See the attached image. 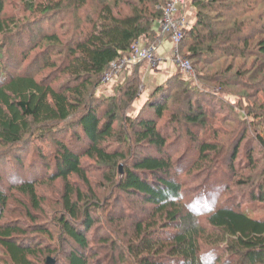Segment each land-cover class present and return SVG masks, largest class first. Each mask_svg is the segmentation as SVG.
<instances>
[{
	"label": "trees",
	"instance_id": "obj_1",
	"mask_svg": "<svg viewBox=\"0 0 264 264\" xmlns=\"http://www.w3.org/2000/svg\"><path fill=\"white\" fill-rule=\"evenodd\" d=\"M167 1L31 3L27 28L19 26L23 23L19 19L0 16V37L13 41L9 46L16 40L23 49L24 43L30 40L31 44L19 62L18 54L8 56L7 63L17 66L11 73L5 72L3 54L10 55L13 48L0 44V146L4 148L0 151V220L14 192L41 210L39 181L64 183L59 210L51 221L42 222L28 212L31 223L0 222V264H45L51 256L55 264H101L98 257L103 249L110 250L109 264H264V217L252 214L248 203L253 202L226 204L219 193L235 183L234 174L242 169L236 161L245 152L248 169L260 168V178L255 183L251 174H242L237 183H252V201L264 205V8L254 13L264 0H251V6L246 4L249 0H191L195 19L179 52L191 61L198 76L179 71L158 83L136 115L122 112L141 95L137 80H128L130 73L116 82V90L126 97L120 105L115 98H99L95 93L112 62L129 53L135 41L148 45L162 38L156 26ZM49 16H54L53 25L46 28ZM15 30V36H10ZM71 30L73 44L63 46L59 32ZM43 45L48 46L28 67L23 60ZM54 50L65 51L59 70L68 79L59 88L52 85L53 78H38L40 69L57 63ZM143 62L124 69L138 71ZM198 81L213 85V91L203 89ZM172 101L177 103L174 110ZM182 102L188 106L185 110L180 108ZM216 104L220 110L240 109L235 114L240 122L230 130L229 148L218 138ZM248 119L256 127L252 138L247 134ZM121 120L125 130L118 134L115 124ZM115 140L117 146L109 148ZM185 140L188 144L181 149ZM251 141L261 146L258 157ZM29 156L32 160L27 162ZM84 158L107 169L104 193L118 191L109 195L105 205L119 201L132 209L129 213H139L127 194L144 206L138 217H131V226L123 224L127 208H113L106 223L119 229L109 232V225L93 233L107 208L94 193ZM38 169L46 172L42 176L46 178L38 179L34 174ZM194 173L199 181L188 188L182 177ZM4 176L10 179L6 186ZM73 176L84 182V188ZM88 189L92 196H86ZM39 235H46L50 244ZM206 255L210 256L206 259Z\"/></svg>",
	"mask_w": 264,
	"mask_h": 264
},
{
	"label": "rangeland",
	"instance_id": "obj_2",
	"mask_svg": "<svg viewBox=\"0 0 264 264\" xmlns=\"http://www.w3.org/2000/svg\"><path fill=\"white\" fill-rule=\"evenodd\" d=\"M46 1L47 0H4L3 1L4 2V9L0 13V16L3 17V18L4 17L5 18L14 17L15 20L19 19V20L23 21V23L20 24L19 26L27 28V26L29 25V20L28 19L30 18L32 20V18H31L32 14H31V12L29 10L30 4L33 3V5L36 6L37 4H40V3H43V2H46ZM168 1H167V4H166L165 7H167ZM250 1L251 0L246 2V4L249 5V6H251ZM263 4H264L263 2H261V4H257L259 7H258V10L255 11L254 13L258 14V12L261 11L264 8ZM195 11H196L195 8L191 4V0H188L187 3L184 6H182V9L178 10L174 14V16H176L177 18L182 17V19H184L185 21L189 20L191 23H193V21L195 19V14H196ZM245 16L246 15L242 16V18L245 17ZM26 17H29V18L26 20ZM24 19L26 20L25 22H24ZM53 19H54V16H49L45 20L46 28L51 23L53 25ZM29 29H30V27H29ZM156 29H157V32H158L159 24L156 26ZM14 32L15 33H12V34H10L11 33L10 32L9 33L10 36H13L14 34H16V30ZM258 37H261V36H258ZM32 38L34 39V36ZM59 38L61 39L63 46H64V44L71 46L73 44L74 33H73L72 30L70 32H66V31L65 32H61L60 31L59 32ZM166 38H168L170 40V42L172 43L173 46L170 45L167 41L163 42L164 49L166 50L165 58L160 57L159 52H157V56H158L157 60L158 61L156 63H154V64H153V62H149L148 60H143L144 62L138 68V71H135L134 68L132 70L128 69V72H126L124 70L118 76H116L113 79L112 82H104L103 81V77H102V83L100 85H98V87L95 89L96 95L99 98H109V97L115 98V102H118L119 105H120L121 104L120 99L123 97L124 100H125L126 97H124L122 92H119L118 90H116V88H118V85H117L116 82L122 81L123 79H125L127 74L130 73L127 78H128V80L131 79V83H134V81L137 80V84H139V91H140L141 95L132 104L131 103H127V106H124L122 112H126L130 116L136 115L137 112L139 111L141 106L145 103V101L147 100V97H148V92H147L148 90L146 88L147 79H144V77H146V76L148 77V74L146 72H150V74H152V78L155 77L156 81L161 83L164 80H167L171 75H173V74H175V73H177L179 71L180 72H184L185 71L183 69L184 66H183L182 62L186 61V60H189V59H187L186 57L182 56V58H183L182 61L181 62L177 61V59L175 57L174 50H173L174 43L171 40L170 36H166ZM160 40L156 43L158 51H159V46H160V42H161ZM34 41H35V39H34ZM10 42H13V41H11L9 39H6V36H1L0 37V44H5L4 46L8 47ZM19 42H20V40H19ZM19 42H18V40H16L14 43H12V45L9 46V47L12 46V48H13V52L10 53V55H8V53H6V52H4V54H3V60L5 62V66H6V68H5L6 71L5 72L9 71L11 73V72L17 70V66H12V65H9V63H7L8 62L7 60H9V57H12V55L18 54V55H16V57H18V58H16V60H17V62H19L22 59V54H24V52H28L29 51V48H30V45H31L30 44V40H29V43L28 42L27 43L23 42L24 46H25L24 49L22 47L23 45L20 44L21 42L20 43ZM16 43H17V45H16ZM43 46L44 47H41L40 49H35V50L31 51L30 55L23 60V62H27L26 64H29L28 67L31 66V65H34V64H32V62H35L36 59L39 57L38 55L41 53L40 50L46 48L48 45H43ZM63 46L61 45L62 49H64ZM59 50H60V48H59ZM52 53H53L52 54L53 55V59L57 60V63L54 64V66H52V67H49V68H44L43 67L42 69H40V71L38 73V78L39 79H43V77L46 78V79L47 78H53L52 81H51L52 85L55 86L56 88H59V87L63 86L64 84L67 85L66 82H67V79H68V76L61 72L62 68H60V70H59V64H61L63 62V59H64L63 56H65L62 53H65V51L59 52L57 50H54ZM61 60H62V62H61ZM139 62H142V61H139ZM190 63H191V61H190ZM10 64H13V63H10ZM134 64H136V63H132L130 65L134 66ZM198 64H199V66L202 67L201 63H198ZM191 66H192V64H191ZM3 68H1V69H3ZM191 69L188 70V71H185L184 73L186 74V72L187 73L189 72V75L197 77L198 76L197 75V71L194 70L193 66H192ZM138 72H140L142 75L138 74ZM148 82H150V81L148 80ZM197 83L200 85V87H203V89L213 91V85H210V86L203 85L202 82H200V81H198ZM152 89H153V87L151 88L150 92H152ZM232 89H234L236 91H241L240 87H235V88H232ZM261 98H264V94L261 95ZM176 104L177 103L174 102V101H172L170 103V106L173 107V110H174V106ZM187 107H188L187 104L185 102H182V105L180 106V108H182V110H185ZM237 108H234L232 111H229L228 108L224 107L223 109L220 110L219 109V104H216V109L218 110V112H217V119H216V122H215L216 123L215 126L218 129V135H219L218 138L221 140V142L223 141V143L228 144V148H229L230 138L232 136V135H230V130L234 129L240 122V117H235L236 112L239 113V111H240V109H237ZM169 116H170V113H167L166 118H169ZM253 120H256V118H254ZM253 122L254 121L251 122L248 119V132H247V134L248 133L250 134L249 137L255 136L256 127H255ZM250 128H253V129H250ZM115 129H116V132L118 134L120 132H124L125 123L122 120L117 122L115 124ZM262 132H263V135H264V126L262 127ZM33 142H35V141H33ZM117 143L118 142L116 140L115 141H111L108 144V147L109 148L116 147ZM251 143L254 144L255 148H256V151L254 152V156L258 157V155H261V153H262V151H260V149H259V147H261V146L258 143H253V141H251ZM187 144L188 143H186V140H185L183 142V145H182L181 149H185ZM131 145H132V150L136 151L137 150L136 149L137 148L136 144L132 143ZM1 150H4V148H1V146H0V151ZM32 150H33V147L30 149V152H32ZM225 157L226 156H224L222 158L225 159ZM31 160H32V157L29 156L27 158V162H29ZM82 161H83V165L87 169H89L88 172H87V175H88L89 180L91 181V185H92V188L94 190V193H96V194H98V196H100V199H101V202H102L103 206L107 208L105 210V212H106L105 219H102L104 216H101L100 219L102 220V222L99 223V224H96L94 226V232L93 231L92 232L93 233H95V232L98 233L101 229H104V227L108 228L109 225L112 227V228H109L110 230L108 229L109 232L110 231L114 232L113 231L114 229L117 231V229L115 228V227H117V225H115V223H113V226L111 224L108 225L106 223V220L108 219L107 218L108 217L107 214H111V211H112L113 208H116L118 210H123V209H125L126 206H124L125 204H123V203H121L119 201L116 202V205L114 203L109 204L110 205L109 207L107 205H105L109 195L111 193L115 194V193L118 192V191H115V190H111L109 192L107 191L108 192V193L106 192L107 194L104 193V189L103 188H104L106 183H104L105 181L103 180V178H105L104 177V173H106L107 169L104 168V166L97 165L95 162H93L92 160H90L88 158H84ZM246 161H247V157L245 155V152L242 153V154L240 153L238 155V158H237L236 162L239 164L238 166L242 168L241 172L238 173V174L237 173L234 174L235 183L232 182V184H231V182H230V189H228V188L225 189L224 188V189H220L219 190L220 196L222 197L221 200H225L224 203H226V204H228L229 201L233 202L232 204H241L242 202H253V203H248V204H250L249 206L252 209V214L264 217V205H261L262 203H259L256 200L252 201L253 199H251L250 192L252 190V183L251 184H247V185H239V183H237V181L241 179L242 174L243 175L244 174H247V175L251 174L252 175V179L255 181V183L260 178V173H259L260 172V168H258V169H254V168L248 169ZM221 163L224 164L226 162L223 160ZM123 165H124V161L119 162V164L117 165V170L118 171H119V169L121 171V168H122L121 174H119V176H122V174H123ZM42 170L43 169H38L34 173V174H36L38 179L46 178V177H42V176H45V174H46V172L42 171ZM197 174L198 173H194V174H192L190 176L182 177V178H184L186 180L185 181V186H187L188 188H190L191 186H195L197 184V182L199 181V177H197ZM219 174H220L219 176H222V173H219ZM3 178H4L3 182L1 181L3 183V186L8 185V183L10 182L9 181L10 180L9 177L8 176H4ZM218 178H220V177H218ZM72 179L77 184H81L82 187L84 188L85 185H84V182L81 179H78L75 176H73ZM102 183H103V185H102ZM228 185H229V183H228ZM36 187H37V192L39 194V197H40V199L42 201V209L41 210L34 209V207L32 206V203L30 202L29 198H27L26 196L20 195L17 192H14L13 194H11L9 196L8 210L6 211L4 217L0 220V222L8 223V222H12V221H15V220H20V221H23L25 223H31L30 220H29L28 212H31L35 217H37L38 220H40L42 222L51 221L54 218V216L56 215V212L59 210L58 208L60 207V204H59L60 203V195L63 193L64 183L62 182V180H57L56 182L52 183L48 179H45L43 181H39V183L37 184ZM84 192L86 193V196H92L93 195V191H90L89 189L85 190ZM103 194H106L107 197L105 198L103 196ZM125 197L127 198L128 202H130L132 205H134V206H136L138 208V212L141 214L142 213V208H144V206L139 204V202H137L135 200L136 198L134 199V197H132V196H129V195L125 194ZM227 198L230 199V200H227ZM216 203H217V205L219 204L218 202H216ZM128 209H129V207L125 210L128 213V214H126V217L128 219H127V221H125L123 223L124 226H127V227L131 226V223H132L131 217H136V216L138 217L139 216V213H137V212L129 213V210L131 211L132 209H129V210ZM129 214H133V216L129 215ZM122 232H123L122 230L119 231V233L121 235L123 234ZM39 236L40 237L44 236L46 245L50 244V241L48 240V238L45 237L46 235H43V236L39 235ZM53 242H56V239ZM92 244L94 246H100L96 242L95 243L92 242ZM204 250H206V249H204ZM204 250L202 251V253L204 252ZM209 253H215V252H214V250H211ZM110 254H111L110 250H106V249L101 250L100 254H99V257H98V261H100L101 264H109L110 263L109 262V258H111ZM209 256L210 255H208V256L206 255L205 258L207 259ZM50 258L55 260V258H53V256H51ZM96 262H97V259H96ZM45 264H48V260L46 261ZM54 264H55V261H54ZM218 264H222V263L220 262Z\"/></svg>",
	"mask_w": 264,
	"mask_h": 264
},
{
	"label": "built area",
	"instance_id": "obj_3",
	"mask_svg": "<svg viewBox=\"0 0 264 264\" xmlns=\"http://www.w3.org/2000/svg\"><path fill=\"white\" fill-rule=\"evenodd\" d=\"M188 0H169L167 7L164 9L163 17L158 21V33L163 36H170L174 43V53L177 61H182V56L179 52V44L184 38L188 28L190 27L189 20H184L182 17L177 18L174 14L182 9ZM158 48L156 43L144 44L142 41H135L129 53L112 62L110 69L103 76L104 82H112L113 79L123 72L127 65L143 60L156 63ZM184 70L188 71L192 68L189 60L182 62ZM186 67V68H185ZM122 70V71H121ZM192 70V69H191Z\"/></svg>",
	"mask_w": 264,
	"mask_h": 264
},
{
	"label": "crops",
	"instance_id": "obj_4",
	"mask_svg": "<svg viewBox=\"0 0 264 264\" xmlns=\"http://www.w3.org/2000/svg\"><path fill=\"white\" fill-rule=\"evenodd\" d=\"M190 22V21H189ZM161 42H160V46H159V55H160V57H163V58H165V56H166V50L164 49V44H163V42L164 41H167L170 45H172V43L170 42V40L168 39V38H166V37H162V39L160 40ZM173 46V45H172ZM167 62V61H166ZM164 63V62H163ZM179 68V67H178ZM180 69V68H179ZM147 74H148V77L146 76V77H144V79H147V85H146V88H147V92H148V95L151 93L150 91H151V88L153 87V89L155 88V86L159 83V82H157L156 81V78L154 77V78H152V74H150V72H146ZM148 80L150 81V82H148ZM153 89H152V91H153ZM145 92V91H144Z\"/></svg>",
	"mask_w": 264,
	"mask_h": 264
},
{
	"label": "water",
	"instance_id": "obj_5",
	"mask_svg": "<svg viewBox=\"0 0 264 264\" xmlns=\"http://www.w3.org/2000/svg\"><path fill=\"white\" fill-rule=\"evenodd\" d=\"M121 171H122V168H121ZM54 259H52V258H48V264H54Z\"/></svg>",
	"mask_w": 264,
	"mask_h": 264
}]
</instances>
